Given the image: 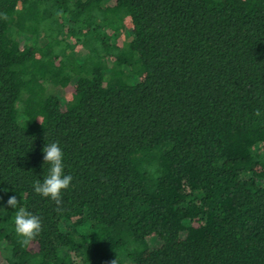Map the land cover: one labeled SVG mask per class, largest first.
Masks as SVG:
<instances>
[{
	"label": "trees",
	"instance_id": "1",
	"mask_svg": "<svg viewBox=\"0 0 264 264\" xmlns=\"http://www.w3.org/2000/svg\"><path fill=\"white\" fill-rule=\"evenodd\" d=\"M0 207V264H264V0H0Z\"/></svg>",
	"mask_w": 264,
	"mask_h": 264
},
{
	"label": "clouds",
	"instance_id": "2",
	"mask_svg": "<svg viewBox=\"0 0 264 264\" xmlns=\"http://www.w3.org/2000/svg\"><path fill=\"white\" fill-rule=\"evenodd\" d=\"M42 152L43 161L48 164L47 175H43L42 179L37 178L32 185V189L34 193L39 194L41 197L48 198L59 204L62 192L69 188L73 178L71 175L65 174L64 153L58 142L45 144ZM6 203L12 209H15L14 231L20 243L27 246L42 230L40 218L20 207L16 196L9 197Z\"/></svg>",
	"mask_w": 264,
	"mask_h": 264
},
{
	"label": "rangeland",
	"instance_id": "3",
	"mask_svg": "<svg viewBox=\"0 0 264 264\" xmlns=\"http://www.w3.org/2000/svg\"><path fill=\"white\" fill-rule=\"evenodd\" d=\"M49 88H51L50 86H49ZM51 90H53V91H56L55 93L57 94V95H59V96H63V90H62V88H59V87H53Z\"/></svg>",
	"mask_w": 264,
	"mask_h": 264
}]
</instances>
